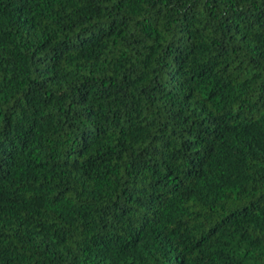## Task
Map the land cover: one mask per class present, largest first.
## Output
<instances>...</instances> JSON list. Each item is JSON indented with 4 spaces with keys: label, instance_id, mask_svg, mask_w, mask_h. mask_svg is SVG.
I'll list each match as a JSON object with an SVG mask.
<instances>
[{
    "label": "trees",
    "instance_id": "16d2710c",
    "mask_svg": "<svg viewBox=\"0 0 264 264\" xmlns=\"http://www.w3.org/2000/svg\"><path fill=\"white\" fill-rule=\"evenodd\" d=\"M0 264H264V0H0Z\"/></svg>",
    "mask_w": 264,
    "mask_h": 264
}]
</instances>
